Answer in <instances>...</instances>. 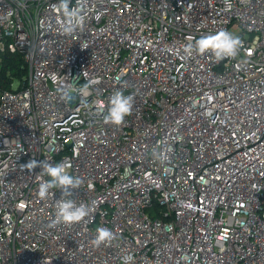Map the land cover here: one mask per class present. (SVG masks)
Segmentation results:
<instances>
[{
	"label": "built area",
	"instance_id": "built-area-1",
	"mask_svg": "<svg viewBox=\"0 0 264 264\" xmlns=\"http://www.w3.org/2000/svg\"><path fill=\"white\" fill-rule=\"evenodd\" d=\"M0 0V264H264V0ZM243 41L234 58L188 56L202 35ZM88 95L81 88L89 81ZM117 91L134 98L106 124ZM66 162L88 206L55 219L59 188L31 161ZM100 227L115 238L99 247Z\"/></svg>",
	"mask_w": 264,
	"mask_h": 264
},
{
	"label": "clouds",
	"instance_id": "clouds-1",
	"mask_svg": "<svg viewBox=\"0 0 264 264\" xmlns=\"http://www.w3.org/2000/svg\"><path fill=\"white\" fill-rule=\"evenodd\" d=\"M69 0H61V6L67 16V22L64 26L66 33L75 31L78 27H82L84 17L79 14V10H69ZM243 46V41L238 35H234L227 30H221L215 34H206L198 38L194 44H188L185 47V53L192 56L194 53L204 55L211 52L217 61L227 58H234L239 49ZM99 80L89 81L81 88L82 95H88V89L93 84H99ZM110 107L104 116L106 124L119 126L123 124L125 117L132 114L134 98L131 95H124L122 91H117L110 98ZM25 167L29 170L36 168L41 169V174L49 177L48 180L42 181L39 185L37 195L40 199H46L50 190L54 188L61 189V198L56 201L55 219L51 221L50 226H55L61 222L66 224L82 221L88 214V206L84 204L77 205L72 199L65 198L71 189L78 188L82 180L74 177L68 170L66 162H58L56 164L47 161H29ZM115 238L114 233L104 227L97 229V235L93 240V245L101 246L106 242H110Z\"/></svg>",
	"mask_w": 264,
	"mask_h": 264
},
{
	"label": "trees",
	"instance_id": "trees-1",
	"mask_svg": "<svg viewBox=\"0 0 264 264\" xmlns=\"http://www.w3.org/2000/svg\"><path fill=\"white\" fill-rule=\"evenodd\" d=\"M27 74V65L20 55L5 54L0 67V90L11 88L15 80H24Z\"/></svg>",
	"mask_w": 264,
	"mask_h": 264
}]
</instances>
